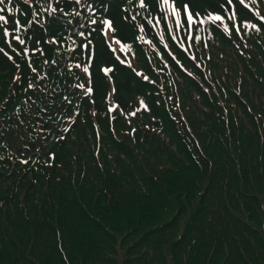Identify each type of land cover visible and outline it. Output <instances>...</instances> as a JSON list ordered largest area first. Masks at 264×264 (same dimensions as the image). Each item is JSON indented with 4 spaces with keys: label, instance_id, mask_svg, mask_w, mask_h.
<instances>
[{
    "label": "trees",
    "instance_id": "1",
    "mask_svg": "<svg viewBox=\"0 0 264 264\" xmlns=\"http://www.w3.org/2000/svg\"><path fill=\"white\" fill-rule=\"evenodd\" d=\"M146 2L148 13L157 9V0ZM176 2L185 30V5L195 22L192 52L182 48L185 32L179 45L164 22L162 41L144 14L133 20L135 0H55V12L46 0H0V73H17L22 89L30 87L1 133L13 159L34 157L28 173L11 182H3L10 171L0 175V264H264V2ZM234 14L241 28L227 36ZM100 17L131 65L108 45ZM111 84L122 112L113 117L103 103ZM67 97L87 110L93 104L100 141L80 121L64 132L41 130L54 110L47 101ZM86 129L91 148H114L124 162L116 156L114 168L112 154L100 151L98 164L89 163L79 142ZM172 129L178 153L165 145ZM115 131L121 141L105 143ZM78 146L85 158L71 154ZM68 153L72 167L59 170Z\"/></svg>",
    "mask_w": 264,
    "mask_h": 264
},
{
    "label": "rangeland",
    "instance_id": "2",
    "mask_svg": "<svg viewBox=\"0 0 264 264\" xmlns=\"http://www.w3.org/2000/svg\"><path fill=\"white\" fill-rule=\"evenodd\" d=\"M48 2V5L44 8L45 10L47 9L50 12H55L56 11V7H55V0H46ZM132 2H134V0H130ZM137 2L136 8L139 9V11L135 8L132 7V9L130 10V14L133 18V20H136L137 16H138V12L142 13L145 15L144 19H148L149 23H150V30L154 31L155 34L158 35V37H160L162 41L163 40V34L165 33L164 31V23L165 26L168 27L169 29H171V32L173 33L172 37L173 40L179 44L178 42V38H182V32H185V38L187 39L186 42L187 44H185L184 42H182V48L187 49L192 52V48H193V34H192V29L195 25L194 20L191 22V24H189V30H185V28L183 27V20L181 19V13L178 9V5L176 0H157V9L156 10H149V13L147 12V10L145 9L148 5L146 0H135ZM258 1V0H257ZM264 2V0H262ZM257 5V4H255ZM258 14L263 15V11L262 9H260L258 7L257 9ZM94 14L95 11L93 12ZM148 13V14H147ZM184 14V13H183ZM148 15V16H146ZM216 15H210L212 24L216 25V24H220V19H216ZM100 20L102 23H104V29H103V35L104 38L106 39L107 43L109 45H111L112 49L115 51V53L121 57V59L125 62L130 64L131 63V54L129 52V50L122 45L121 42L118 41L117 37L114 34V31L112 30V28L109 26V22L108 20L100 17ZM199 20V24L201 25V27H203L204 29L207 28V24L204 20V18L201 16V18H198ZM93 22L91 23V26H95L97 25V21L96 20H92ZM164 22V23H163ZM240 24H242L241 19L237 18L236 15L234 14L232 16V23L230 24L229 28L227 30H222V32L225 35H234L235 33H239L240 31ZM138 26L141 29L142 33H145L144 28L142 27V25L140 23H138ZM171 34V33H170ZM145 35H147V33H145ZM219 35V34H217ZM15 40L16 41H20V37L19 36H15ZM180 45V44H179ZM169 48V46H167ZM87 51H88V47H87ZM92 55V53L90 52V55L88 57H90ZM131 65V64H130ZM82 72L88 77L89 76V68L87 65L82 66ZM138 77H140V79H145L148 77L147 75L142 74L140 71L136 73ZM110 82L112 83V80H110ZM30 87H26L24 89H22V83H21V77L17 74V73H0V158L5 159L4 161H0V175L7 173L10 171L9 175L3 176L4 181L3 182H11L12 179H10V177L13 174H17V172H23V173H28L29 169V164L32 163L34 161V157H31L29 159L24 160V163H20L18 162L16 159H13V154L11 155V152L9 151V149L11 148H6L5 147V142L3 141L5 139V132L2 134L1 130L6 129L5 124L8 125L9 122H13V121H6V115L8 116L7 118H9V116L12 115V112H14V108H16L17 106H21V104L23 102H25L26 100H24V98L26 97V92L27 89H29ZM80 93L83 96H89L91 95V90L89 89V87L85 86V85H80ZM45 95H49V97L53 98V93H48ZM71 95V94H70ZM70 97L64 98L63 100L59 101L58 103H53L52 101H47L48 106L50 107H54L53 111H48L47 112V116L46 118L41 120V130L42 128H50V130H55V129H59L60 132H64L69 126H71L75 121H80L82 122L83 126L89 127V128H94L93 134L95 132V136L97 137V140L100 141L103 134L102 131H100V123L98 122V118L96 115V109L93 107V104L87 105L89 107V110L84 109L82 107H79V104L77 103H71L69 101ZM28 101H31L30 98H28ZM104 103V107L107 109V112L110 114L111 117H113L114 115H116L117 113L122 114L120 107L117 105V103L115 102V98H114V88L111 84V90L109 92L108 98L106 97ZM25 104V103H24ZM91 112V118L90 119H85L84 115L85 113H89ZM241 119V121L244 120V117L241 116L239 117ZM244 123V122H243ZM12 124H9L8 126H11ZM248 127V126H247ZM92 131V130H91ZM91 131H88L86 129L85 135H81L79 142H83V144L85 143L88 147V151H89V156H90V161L89 163H91L93 166H95V164H98L99 161V152H101V154L103 153L104 155L106 154L108 156V153H111L112 155L110 157L113 158H109L107 157L110 162H111V166H113L115 168L116 166V162L115 157L117 156V160L118 162H124V158L125 156L115 150L114 148H112L113 150L111 151H107L104 152L105 150L102 149H96L95 147L91 148V146L88 144L93 141V137H89V135L91 134ZM44 132L41 131V134H43ZM172 133L174 135H169L171 137V139L169 138H165V145H167L168 149L170 151H174L175 153L179 152V148L181 147L180 145V141H178V138L176 137L177 135H175V129H172ZM94 136V139H95ZM41 138V136L39 137ZM38 140L36 141L37 143H41V141ZM122 139V135L115 131L112 133L107 132L106 137H105V143L107 142H112V140H117V141H121ZM164 141V140H162ZM44 142V141H43ZM126 141L121 142L122 144H124ZM130 142V141H129ZM158 145L163 146L161 143H159ZM51 146V145H50ZM49 146V147H50ZM90 146V147H89ZM177 148V149H176ZM22 149V148H21ZM79 152L80 157L84 156L87 154L86 153V149L81 148V146H78L77 149L71 150V154H73L74 152ZM50 151L47 152V154H49ZM77 152V153H78ZM160 153L165 154L166 151L164 149V151H160ZM4 153H8L7 155H5ZM174 154V153H173ZM70 153L64 155V162L65 164L59 168V170H63L65 167H72V162H71V157H70ZM176 156V155H175ZM93 159H95L97 162H93ZM47 160L50 161V159L48 158ZM37 161V160H36ZM161 163L165 164V162L161 161ZM48 165V163H46V166ZM166 166V165H165ZM122 168V165H121ZM47 169L49 168H45L44 172L41 171H36V174H30L28 180L25 181V183L28 182H37L36 178L37 177H44L45 173L47 171ZM93 169V173H91L90 177L93 178L94 177V173L96 172L97 169ZM55 172V171H54ZM10 179V181L8 180ZM124 250H121V253L123 254ZM122 258V257H121ZM120 258V260H122Z\"/></svg>",
    "mask_w": 264,
    "mask_h": 264
},
{
    "label": "snow or ice",
    "instance_id": "3",
    "mask_svg": "<svg viewBox=\"0 0 264 264\" xmlns=\"http://www.w3.org/2000/svg\"><path fill=\"white\" fill-rule=\"evenodd\" d=\"M0 19H4V17H0ZM216 19H220V17H216ZM107 23H109V26H110V22H107ZM105 71L107 72L109 70L108 69H105Z\"/></svg>",
    "mask_w": 264,
    "mask_h": 264
}]
</instances>
